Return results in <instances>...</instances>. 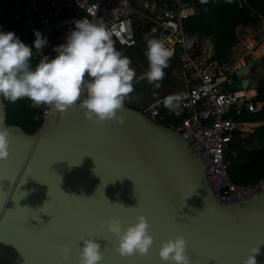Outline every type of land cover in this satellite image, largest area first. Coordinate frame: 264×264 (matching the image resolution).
<instances>
[{"label": "water", "instance_id": "obj_1", "mask_svg": "<svg viewBox=\"0 0 264 264\" xmlns=\"http://www.w3.org/2000/svg\"><path fill=\"white\" fill-rule=\"evenodd\" d=\"M249 66L235 69L242 77L232 85L247 86ZM118 115L122 124L93 125L77 106L29 133L5 123L11 143L0 161V264H78L82 238L100 245L101 264H165L160 245L177 236L190 264H240L252 247L264 264V191L217 202L201 159L176 131L127 103ZM0 116L5 121L3 104ZM138 215L154 243L146 257L121 258L101 224L118 219L126 229ZM60 245L71 249L67 261Z\"/></svg>", "mask_w": 264, "mask_h": 264}, {"label": "built area", "instance_id": "obj_2", "mask_svg": "<svg viewBox=\"0 0 264 264\" xmlns=\"http://www.w3.org/2000/svg\"><path fill=\"white\" fill-rule=\"evenodd\" d=\"M195 12L187 0H0V25L3 16H10L21 23L22 36L34 44V32L41 33L47 44L39 53L34 51L35 66L44 57L54 59L55 49L66 43L74 30L75 21L86 18L103 22L112 33L115 45L131 47L135 44L134 26L146 24L154 39H165L173 51L184 99L181 102L183 115L171 119L167 126L184 139L191 153L197 154L203 163V173L214 199L230 204L264 191V175L246 184L234 183L227 173L226 147L233 134L251 139V134L260 123L246 117L259 113L263 101L253 99L250 82L247 86L238 83L240 73L235 69L246 63L252 65L264 54L259 42L249 39L239 44L236 57H228V63L215 61L208 47L198 54L192 31L182 28V21ZM123 41V43H121ZM148 64V63H146ZM148 71V66L146 67ZM250 66L248 75L250 80ZM168 96H160L147 102L142 112L158 122L161 115L157 106ZM33 121L39 125L48 120V106L35 108Z\"/></svg>", "mask_w": 264, "mask_h": 264}, {"label": "clouds", "instance_id": "obj_3", "mask_svg": "<svg viewBox=\"0 0 264 264\" xmlns=\"http://www.w3.org/2000/svg\"><path fill=\"white\" fill-rule=\"evenodd\" d=\"M201 2L207 3V0ZM34 36V44L30 47L14 32H0V104L5 100L14 103L27 98L33 108L48 106L49 115H63L78 106L84 118L93 125L109 121L122 124L124 117L118 113L134 92V81L143 79L159 89L165 77L164 70L173 56L165 39H149L148 71L138 77L131 66L132 60L115 47L110 29L103 22L83 18L75 21L66 43L55 49L54 59L44 57L33 66V50L39 53L47 44L40 32H34ZM183 99L182 94L170 95L164 100V107L178 116ZM0 125H3L0 128V161H5L10 154L11 141L3 116H0ZM135 219V224L126 229L118 219H108L101 224V228L116 238L114 250L121 258L146 257L154 243L146 218L138 215ZM82 244L78 264H101L104 257L100 245L83 238ZM70 251L67 245L57 249L62 261L69 259ZM258 254L259 247L250 248L240 264H257ZM158 257L165 264H190L186 242L180 236L163 242Z\"/></svg>", "mask_w": 264, "mask_h": 264}, {"label": "trees", "instance_id": "obj_4", "mask_svg": "<svg viewBox=\"0 0 264 264\" xmlns=\"http://www.w3.org/2000/svg\"><path fill=\"white\" fill-rule=\"evenodd\" d=\"M193 5L195 12L192 16L182 21V28L186 31H198L204 37L211 39L212 56L218 63H228L227 53L237 43L235 33L237 25L255 26L260 19L264 25V0H187ZM0 32H14L16 37L30 46L21 33V23L10 16L1 19ZM261 72L255 78L253 99L264 102V55L259 57L255 63ZM251 74V73H250ZM5 123L15 124L25 132H32L39 123L33 121L32 116L36 109L31 106L27 99H21L14 103L3 101ZM157 113L162 117L158 121L163 125L171 119H178L183 115H174L164 107L161 101L157 107ZM248 120H259L251 134L252 147H247L245 140L233 134L227 143V173L236 184H246L255 181L264 175V106L259 113L246 117Z\"/></svg>", "mask_w": 264, "mask_h": 264}, {"label": "crops", "instance_id": "obj_5", "mask_svg": "<svg viewBox=\"0 0 264 264\" xmlns=\"http://www.w3.org/2000/svg\"><path fill=\"white\" fill-rule=\"evenodd\" d=\"M248 29L249 30H251V29L253 30L254 29V30L264 31L263 19H260L258 21L257 25H255V26H242L240 24L236 26L235 33H236L238 41H237L236 44H234L230 48L229 52L227 53L228 57H236V55L238 54L239 44L241 42H243V41L249 40V38L245 35V32H244L245 30H248ZM134 32H135V36H136L135 37V44L131 46L132 47V51H130L128 53V55H130V58H131L132 62H134V66H136L135 70H136L137 75L139 77L140 75H142L143 73L146 72V67L148 66V64H146L147 62L145 60L143 52L147 51V41L152 38V35H151L150 31L148 30L146 24L142 25V23H139V26L136 23V25L134 26ZM192 34L195 37L196 51L199 54L204 46L208 47V42L211 43V39L209 37L202 36V34L200 32H198V31H192ZM242 37H245V39H243ZM250 39H252V38H250ZM257 39L258 40H256V41L259 42V45L260 46H264V36L263 37H258ZM115 46L118 47L119 49L131 48V47H123V46H117V45H115ZM211 46H212V44H211ZM263 51H264V49H263ZM211 52L212 51H211V48H210V53ZM141 62H144V63L141 64ZM171 62H175V65L177 67V63H176V60L174 58H170L169 63H171ZM250 67H251V65H250ZM255 69H256L257 72L258 71L261 72V69H260L259 66H256ZM177 71H178V67H177ZM177 78H178V80L175 81L174 83L182 92L183 91V87H182L181 77L179 75V72L177 73ZM250 79H252V84H251V86L250 85L249 86H250L251 89H253L255 87V79L252 77L251 74H250ZM166 88H165V90L162 93L165 96H170L169 94H171V92H169L168 89H166ZM253 92H254V90H253ZM156 93H158V95H160L159 89L157 90ZM162 97H164V96H162ZM151 100H153V99H151ZM134 101H136L135 97H134ZM130 105L131 106L133 105L134 107H138L137 105H134V104H130ZM158 106H159V104H158Z\"/></svg>", "mask_w": 264, "mask_h": 264}, {"label": "rangeland", "instance_id": "obj_6", "mask_svg": "<svg viewBox=\"0 0 264 264\" xmlns=\"http://www.w3.org/2000/svg\"><path fill=\"white\" fill-rule=\"evenodd\" d=\"M244 32H245V35L249 39L252 38L254 41L258 40L257 39L258 37L264 36V31H259V30H254V29L249 30L248 29V30H245ZM242 38L245 39V37H242ZM116 48H117V50L121 51L123 53V55L130 58V55H128V53L130 51H132V47L131 48H122V49H119L118 47H116ZM143 63L144 62H141V64H143ZM131 66L134 69H136V66H134V62H132ZM256 66H258L257 62L256 63L254 62L250 67L249 72L251 73L253 78L257 77L260 74L259 71L258 72L256 71V69H255ZM164 71H165V77L161 83V87L159 88L160 95H158V93H156L158 89L147 84L146 80L137 79L134 81V92L130 94V98L125 103H127L129 105L134 104V105H137L139 108H142L146 104V102L150 101L151 99L158 98L159 96H165L162 92L165 90L166 87H167L166 89H168V91L171 92V94H169V95L181 93V90L174 83L175 81L178 80V78H177L178 71H177V67L175 65V62L169 63V67L167 69H165ZM249 82H250V86H251L252 79H250ZM134 97H135L136 101H134ZM242 139H243V141L245 140L246 144L248 143L246 145L247 147H252L253 144L251 143L249 138H242Z\"/></svg>", "mask_w": 264, "mask_h": 264}]
</instances>
